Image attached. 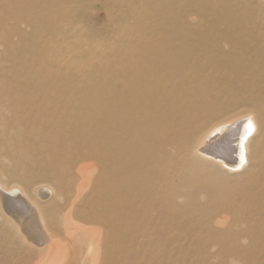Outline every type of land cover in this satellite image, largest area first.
I'll return each mask as SVG.
<instances>
[{"label":"bare ground","instance_id":"bare-ground-1","mask_svg":"<svg viewBox=\"0 0 264 264\" xmlns=\"http://www.w3.org/2000/svg\"><path fill=\"white\" fill-rule=\"evenodd\" d=\"M168 1L0 0V227L28 264L264 246V0L203 30Z\"/></svg>","mask_w":264,"mask_h":264},{"label":"rangeland","instance_id":"rangeland-1","mask_svg":"<svg viewBox=\"0 0 264 264\" xmlns=\"http://www.w3.org/2000/svg\"><path fill=\"white\" fill-rule=\"evenodd\" d=\"M137 1L143 2L142 4L144 5V8L142 9L145 10L146 12H151L157 10L158 8L162 9L163 5H165L164 2L165 0H137ZM168 3L170 4V7L173 8L170 11L171 13H176L175 11L176 7L180 5H185L188 9V16L190 15L189 18L190 23L197 25V29L203 30L209 28L225 29L230 25L241 23L247 18H249L250 13L256 10L263 2L262 0H169ZM79 14L80 17H82V22H83V23L81 22L80 26L83 29L95 30L101 32L105 28V23L103 21H105L104 19H105L106 9H103L100 6L99 7L96 6L94 7V9L93 8L88 9V11L87 9L79 10ZM131 21L134 22V20ZM84 24L86 27H84ZM29 70L30 69H28V72ZM84 165H86L85 167L88 166V164H81L78 166V168L84 167ZM98 173H99L98 171L97 172L95 171L93 173L94 176L87 177L85 180L79 181L80 183L82 182L81 184H85L87 186L85 193H88L87 194L88 196L86 197V199L97 195L98 190L94 189V182L97 181L99 178V176L97 175ZM44 186L47 190L50 189V186L47 183H44ZM72 224H74V226L75 225L82 226L80 222L72 221ZM9 227L10 225H7L6 229L0 227L1 228L0 235H2V237L0 236L1 238L0 264H26V261L28 264V255H27L28 252L22 251L21 247L18 246L17 244V240L15 239L11 240L12 243L9 241L8 238H11V235H8L6 232L7 228ZM83 229H85L86 231L89 230L90 233H92V235L94 236L98 235L96 233H98L99 228L96 226H85L83 227ZM73 230L74 229H72V232ZM228 231L231 234L234 233V235L235 234L240 235L239 238H241L244 235L242 232H240L239 228H237V230L236 228H234V230L233 228L232 229L228 228ZM4 234L7 236H5ZM203 236H209V235L205 233L202 234L199 233L197 234L196 238H201ZM78 243L81 244V240H79ZM242 243L241 244L238 243L239 246L238 245L236 246V244L235 245L228 244L221 247L220 246L199 247V246L179 245V247L176 246L174 253H172L173 255L172 260L166 262L164 258L163 260L162 258H159L160 260L157 259V261L158 260L159 261L158 262L156 261L157 263L155 262V264H164V263L165 264H231L230 262H233V264H264V246H259L255 248V246H252L247 242H242ZM162 248L159 249V251L161 252L163 250L165 251V252L163 251L162 253H167L169 251L168 247H162ZM19 250L21 252H19ZM69 250L71 251L74 250V247L70 248ZM239 250L241 252H244L241 255L243 256V258L242 257L238 258L236 251ZM97 252H99V255H101L102 252L101 248H99ZM20 253H22L21 254L22 256L20 255ZM177 253L180 255H177ZM244 255H246L247 258L246 257L244 258ZM58 263L59 261L55 262L53 260H48L45 264H58ZM93 264H102V262L96 261Z\"/></svg>","mask_w":264,"mask_h":264}]
</instances>
